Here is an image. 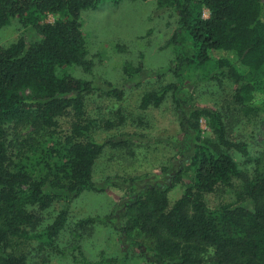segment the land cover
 <instances>
[{"label":"trees","instance_id":"trees-1","mask_svg":"<svg viewBox=\"0 0 264 264\" xmlns=\"http://www.w3.org/2000/svg\"><path fill=\"white\" fill-rule=\"evenodd\" d=\"M108 1L0 0V31L16 21L38 36L28 40L22 35L10 45H0V264H28V256L12 246L14 238L23 243L58 238L67 227L71 202L85 192H103L93 176L104 150L133 143L129 135L93 138L98 121L88 117L87 100L100 90L93 81L70 72L94 73L96 61L83 31V13ZM152 1L155 13L175 18L176 28L166 47L176 48L177 55L164 72L175 81L146 93L140 108H158L172 92L185 133L181 153L188 156L170 185H132L125 213L114 228L123 238L137 232L149 240L142 254L154 264H264L261 159L252 155L248 142L233 137L220 109L188 105L180 98L182 92L190 96L188 87L182 88L190 81L185 73L207 68L211 54L219 52L214 70L204 79L219 87L229 82L233 102L241 111L256 115L264 111V101L256 103L257 95L264 94V0ZM49 15L56 18L53 23L47 22ZM123 72L128 79L142 75V61L137 67L127 63ZM103 92L120 100L125 95L123 84ZM66 115L74 119L70 134L56 141L59 121ZM22 129H27L26 137ZM187 177L190 183L171 204L170 192ZM227 188L235 200L210 207L207 196ZM59 202L65 208L39 232L45 212ZM110 221L87 217L76 228ZM83 263L124 261L102 256L98 262Z\"/></svg>","mask_w":264,"mask_h":264},{"label":"rangeland","instance_id":"rangeland-1","mask_svg":"<svg viewBox=\"0 0 264 264\" xmlns=\"http://www.w3.org/2000/svg\"><path fill=\"white\" fill-rule=\"evenodd\" d=\"M104 4L98 10L83 13V31L91 57L96 61L94 73L86 75L79 69L70 72L93 81L100 90L87 100L88 117L98 121L92 131L93 138L103 141L129 135L133 143L128 148L104 150L95 164L93 176L94 182L104 188L103 192H85L71 202L67 227L58 238L41 237L26 243L19 238L12 240V246L28 256V264H84V260L95 263L102 256L122 259L124 264H154L142 254V247L149 244V240L137 232L133 237L123 238L114 225L119 224L125 213L132 185L136 183L141 188L170 185L173 176L184 169L187 161L188 154L181 153L186 144L185 133L180 127L173 93L170 92L158 108L152 106L146 111L140 108L146 93L161 90L175 81L171 74H164L177 55L176 48L166 47L176 28L175 18L170 19L166 13H155L152 0H110ZM208 15L205 10V16ZM55 19L49 15L47 22L53 23ZM22 35L28 40L38 37L35 31H25L14 21L0 31V45H10ZM220 57L219 52H213L207 68L185 73L190 81L182 88L188 87L190 96L185 97L182 92L180 98L188 105L220 109L227 117L233 137L248 142L252 155L260 158L264 166V111L258 115L241 111L233 102L234 88L229 82L224 81L219 87L204 79L214 70L213 63ZM141 61L144 73L128 79L123 72L125 65L130 63L137 67ZM191 80L197 83H191ZM122 84L125 95L121 100L103 92ZM263 101L264 94L259 93L256 103ZM73 123L71 115L60 119L54 136L56 141L70 134ZM201 123L207 132L205 119ZM26 130L22 129L25 137ZM238 160L242 161V158ZM163 168L168 171L163 172ZM189 183L187 177L172 189L169 194L171 204ZM230 190L227 188L207 196L209 206L213 208L235 200V194ZM65 206L64 202H59L45 212V222L39 232L52 224ZM96 216L109 217L111 221L107 225L77 230L79 220Z\"/></svg>","mask_w":264,"mask_h":264}]
</instances>
